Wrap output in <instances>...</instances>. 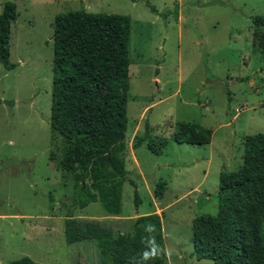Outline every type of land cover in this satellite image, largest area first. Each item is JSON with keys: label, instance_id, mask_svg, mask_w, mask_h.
I'll return each mask as SVG.
<instances>
[{"label": "rangeland", "instance_id": "rangeland-1", "mask_svg": "<svg viewBox=\"0 0 264 264\" xmlns=\"http://www.w3.org/2000/svg\"><path fill=\"white\" fill-rule=\"evenodd\" d=\"M5 2L17 17L9 41L15 67L0 63V263L27 256L99 264L97 241L65 243L70 210L115 233L161 214L164 264H214L194 254L193 221L216 215L220 174L242 166L245 136L264 133V28L252 21L264 16V0H0V13ZM81 9L130 17L128 177L114 217L98 203L71 207L72 174L60 168L61 139L49 126L53 20ZM181 122L210 129V143L174 141ZM145 128L149 138L133 148ZM161 139L165 147L152 152L148 145ZM158 182L165 190L155 198Z\"/></svg>", "mask_w": 264, "mask_h": 264}, {"label": "trees", "instance_id": "trees-1", "mask_svg": "<svg viewBox=\"0 0 264 264\" xmlns=\"http://www.w3.org/2000/svg\"><path fill=\"white\" fill-rule=\"evenodd\" d=\"M16 17L15 4L5 2L0 13V63L7 71L15 67L9 61V41ZM252 21L264 28V16ZM129 39L128 15L81 9L54 17L49 126L61 139L60 168L72 174V208L98 203L108 215L122 212L123 185L128 177L125 116ZM261 46L264 50V37ZM211 137L210 129L194 122L179 123L173 134L178 143L198 146L209 144ZM148 138L145 128L132 147H139ZM165 145L161 139L148 148L160 153ZM164 190L165 184L158 182L155 198ZM161 218L157 213L141 215L129 230L115 233L99 221L75 218L69 210L63 222L64 240L68 245L97 241L99 264H132V258H139L145 248L142 240L148 233L143 226L151 223L156 226L163 254L147 264H164ZM263 229L264 133H258L243 138L240 169L220 174L216 215L194 219V254L198 260L214 264H264ZM6 264L37 263L24 256Z\"/></svg>", "mask_w": 264, "mask_h": 264}, {"label": "clouds", "instance_id": "clouds-1", "mask_svg": "<svg viewBox=\"0 0 264 264\" xmlns=\"http://www.w3.org/2000/svg\"><path fill=\"white\" fill-rule=\"evenodd\" d=\"M143 227L144 231L148 233V235L142 240L145 245V248L139 258H132V264H147L149 260L156 259L163 254V249L161 245L157 243L156 240V226L154 224L149 223L144 225Z\"/></svg>", "mask_w": 264, "mask_h": 264}, {"label": "crops", "instance_id": "crops-1", "mask_svg": "<svg viewBox=\"0 0 264 264\" xmlns=\"http://www.w3.org/2000/svg\"><path fill=\"white\" fill-rule=\"evenodd\" d=\"M74 209V208H73ZM76 209V208H75ZM78 209H84V208H78ZM114 217V216H113ZM79 219V218H78ZM82 219H84V220H96V221H99V220H97V219H93V217L92 218H82ZM100 222V221H99ZM101 223V222H100ZM102 224V223H101ZM162 231H163V228H162ZM163 236H164V232H163ZM166 248V247H165Z\"/></svg>", "mask_w": 264, "mask_h": 264}]
</instances>
